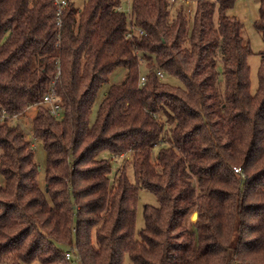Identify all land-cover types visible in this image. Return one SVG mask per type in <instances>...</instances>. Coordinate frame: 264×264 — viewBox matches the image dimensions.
I'll list each match as a JSON object with an SVG mask.
<instances>
[{"label":"trees","instance_id":"16d2710c","mask_svg":"<svg viewBox=\"0 0 264 264\" xmlns=\"http://www.w3.org/2000/svg\"><path fill=\"white\" fill-rule=\"evenodd\" d=\"M186 1L129 0L128 14L123 0H68L59 27L53 0H0V264H69L71 247L78 264H264V52L252 93L235 0ZM129 23L143 34L128 36ZM51 88L59 117L40 104ZM30 105L42 185L33 146L7 120ZM103 150L122 159L112 180ZM140 188L157 205L143 206L135 237Z\"/></svg>","mask_w":264,"mask_h":264},{"label":"rangeland","instance_id":"374dc122","mask_svg":"<svg viewBox=\"0 0 264 264\" xmlns=\"http://www.w3.org/2000/svg\"><path fill=\"white\" fill-rule=\"evenodd\" d=\"M73 2L75 7H82V4L85 0H70ZM187 2V9L191 8V2L189 0ZM123 6L128 7L129 0H123ZM258 2L257 0H235L234 4L231 8L228 9L227 13L229 15L235 16L237 19L240 20L242 23V36L245 40L248 41L249 46L252 50V53L247 56V64L249 66V83H250V91L253 93L258 85V78H257V70L261 59L260 52H264V40L262 39L260 33L254 27V20L257 18ZM186 9V10H187ZM188 11V10H187ZM142 63L140 67V73L145 72L144 64ZM125 69L123 67H116L108 76V83L103 84L96 95L94 100L91 113H90V120H94L97 110V105L102 99L107 87L109 84L112 83H119L123 76H124ZM164 79L170 85L174 86H181L180 81L171 76H166ZM35 106L30 105L28 106L21 114L17 116L9 117L7 120L9 122H16L20 125V127L24 130V135L26 138L29 139L31 145L33 146L34 150V158L39 165L40 169L38 172V182L40 185L43 184L44 180V164H45V152L43 150L42 144L36 140L32 139L31 134V121L35 113ZM157 150V146L153 148L152 156L155 155ZM99 157H105L109 159L111 172L110 178L113 179L116 171L122 165V159L114 158L111 159V155L108 151H101L98 155ZM125 173L131 182L134 181V174L133 168L131 164H127L125 167ZM1 181V176H0ZM145 204L149 205H157V200L154 194L146 189L140 188L138 189L137 193V200L135 204V224H134V236H138V231L143 226V206ZM192 215V214H191ZM190 220L194 221L195 219L190 216ZM32 264H38L36 261ZM124 264H132L127 256L124 257Z\"/></svg>","mask_w":264,"mask_h":264},{"label":"built area","instance_id":"2783aa9c","mask_svg":"<svg viewBox=\"0 0 264 264\" xmlns=\"http://www.w3.org/2000/svg\"><path fill=\"white\" fill-rule=\"evenodd\" d=\"M67 1L68 0H53V3L55 5L56 23L59 27H60L61 22H62V16H63L64 8L67 5ZM117 8L126 11L128 14L130 13L129 12V6L125 7V6H123L122 3H120ZM127 34H128V36H132V35L140 36L143 34V31L141 29L135 27L132 23H129ZM156 75L159 78L164 77L163 73L159 70L156 71ZM145 81H146V74L145 73H142V74L139 73L138 84L142 85V84H144ZM40 104L43 105L52 116L59 117V114H60L59 98L54 93L52 88L50 90H47L43 94V96L40 100ZM12 116L14 117L17 115H12ZM6 117H8V115L6 114L5 110H3V109L0 110V122L3 121V119ZM122 156H123V154L119 155V157H122ZM233 170L236 172H239L240 168L234 166ZM71 248L67 249L64 252V256L68 260L69 264H78L80 258L78 255L74 254V252Z\"/></svg>","mask_w":264,"mask_h":264},{"label":"water","instance_id":"95a60500","mask_svg":"<svg viewBox=\"0 0 264 264\" xmlns=\"http://www.w3.org/2000/svg\"><path fill=\"white\" fill-rule=\"evenodd\" d=\"M196 214H197L196 212H193L191 217L195 219L196 218Z\"/></svg>","mask_w":264,"mask_h":264}]
</instances>
